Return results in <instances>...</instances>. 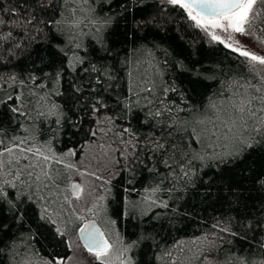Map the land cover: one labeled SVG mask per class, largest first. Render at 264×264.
<instances>
[{"label": "snow or ice", "instance_id": "1", "mask_svg": "<svg viewBox=\"0 0 264 264\" xmlns=\"http://www.w3.org/2000/svg\"><path fill=\"white\" fill-rule=\"evenodd\" d=\"M177 18L246 72L166 43ZM262 53L264 0H0V264H264ZM193 189L221 215L161 250Z\"/></svg>", "mask_w": 264, "mask_h": 264}, {"label": "trees", "instance_id": "2", "mask_svg": "<svg viewBox=\"0 0 264 264\" xmlns=\"http://www.w3.org/2000/svg\"><path fill=\"white\" fill-rule=\"evenodd\" d=\"M169 28L171 31L165 36V42L171 43L173 47L176 44H183L188 52H192L193 49L188 47V41L196 42V50L200 54V58L204 62L205 66H212L217 63L221 67L228 69L231 68L233 72H246V68L237 63V61L231 58V54L227 50L223 49L222 46H217L215 48H209L206 44L202 42L201 35L198 31L187 27L186 24L181 22L177 18L176 23L170 24ZM164 35V34H161ZM181 36L183 37L181 39ZM151 39V37H149ZM200 89L197 88V91ZM196 97L197 102L200 97L196 96V93H192ZM47 138V136H45ZM63 139L67 140V134L64 135ZM79 139V137L77 138ZM58 150H63L62 145H57ZM247 166L254 169L264 170V153L257 154L253 153L249 160L247 161ZM121 181H113L117 187L113 188V195L119 191V183ZM139 187V185H137ZM202 191V189H201ZM196 190H190V192L185 196L184 200L180 201L183 205V210L189 215L180 217L179 219H173L171 214L167 216H162L159 221H153L155 225L154 228H150L149 232L151 235L156 236V240L161 242V250L165 245H171L176 240L186 241L196 236H201L206 232L211 231V225L215 222V218L221 215V212L216 210L214 207L209 206L207 203H202V196L195 194ZM133 199H136L133 196ZM110 211L118 207V201L116 199L109 200ZM156 211L164 212L163 209H157ZM119 220L118 229L121 233L132 234L139 231L136 228L137 221L132 220H122L119 217L113 216ZM159 233V235H156ZM40 244L37 247L47 248L48 241H45L43 237H38ZM233 247L238 251L241 247L244 249V254L248 255L251 259L259 260L261 258V251L256 246L255 242H252V249L249 251V246L247 243L240 241H235ZM153 249H145L144 253L139 257L142 264H156L153 256Z\"/></svg>", "mask_w": 264, "mask_h": 264}, {"label": "rangeland", "instance_id": "3", "mask_svg": "<svg viewBox=\"0 0 264 264\" xmlns=\"http://www.w3.org/2000/svg\"><path fill=\"white\" fill-rule=\"evenodd\" d=\"M244 43H246V44H249V47H255L254 45H252L249 41H247V40H245L244 41ZM255 50L256 51H258V52H260V49L257 47V48H255ZM262 54H264V53H262ZM73 179L75 180V181H77V182H82L81 181V178L77 175V176H74L73 177ZM89 199V201H90V197L88 198ZM114 235V238H115V233L113 234ZM194 238V237H193ZM192 239V238H191ZM191 239H188V240H186V242H190L191 241ZM194 250V249H193ZM189 255H191V253H189Z\"/></svg>", "mask_w": 264, "mask_h": 264}, {"label": "water", "instance_id": "4", "mask_svg": "<svg viewBox=\"0 0 264 264\" xmlns=\"http://www.w3.org/2000/svg\"><path fill=\"white\" fill-rule=\"evenodd\" d=\"M77 182V181H76Z\"/></svg>", "mask_w": 264, "mask_h": 264}]
</instances>
